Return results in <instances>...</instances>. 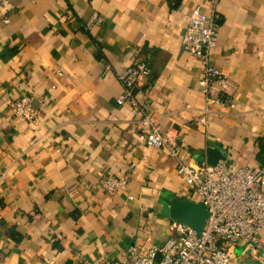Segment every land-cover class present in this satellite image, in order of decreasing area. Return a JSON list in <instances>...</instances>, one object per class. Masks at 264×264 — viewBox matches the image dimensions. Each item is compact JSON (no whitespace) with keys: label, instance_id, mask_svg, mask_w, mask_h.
<instances>
[{"label":"crops","instance_id":"obj_1","mask_svg":"<svg viewBox=\"0 0 264 264\" xmlns=\"http://www.w3.org/2000/svg\"><path fill=\"white\" fill-rule=\"evenodd\" d=\"M195 6L218 15L209 60L235 87L206 129L200 62L181 46ZM93 14L102 21L86 29ZM136 59L151 74L135 95L178 135L185 163L264 165V0H0V264H106L167 239L163 203L187 214L186 202L199 205L115 103L117 75ZM24 96L35 125L12 113ZM126 173L124 192L101 190L106 174ZM260 239L264 256V229ZM230 264L262 263L238 246Z\"/></svg>","mask_w":264,"mask_h":264},{"label":"built area","instance_id":"obj_2","mask_svg":"<svg viewBox=\"0 0 264 264\" xmlns=\"http://www.w3.org/2000/svg\"><path fill=\"white\" fill-rule=\"evenodd\" d=\"M217 20L218 15L206 16L195 6L181 38L183 49L200 62L198 87L204 106L196 123L205 129L207 116L214 109L230 107L235 92L228 76L209 60L216 44ZM101 21V17L93 14L85 28L97 26ZM150 74L151 69L143 59L131 62L117 75L121 93L115 103L129 106L131 115L136 118L138 141L150 149H163L174 160L175 176L189 190V200L199 204L206 215L199 232L172 221L169 236L160 245L144 250L130 246L116 260L106 264H230L238 246H243L264 264V256L258 254L262 249L260 236L264 229V165L230 168L222 162L214 165L185 163L187 155L182 152L178 135L171 130L162 131L149 113L150 105L135 95L136 88ZM56 75L60 77L61 73ZM32 102L31 96H24L14 100L11 109L20 121L35 125L38 113ZM39 103L44 104L43 97ZM133 167L130 165L128 172ZM128 184V173L121 177L106 174L101 180V190L114 196L124 192Z\"/></svg>","mask_w":264,"mask_h":264},{"label":"water","instance_id":"obj_3","mask_svg":"<svg viewBox=\"0 0 264 264\" xmlns=\"http://www.w3.org/2000/svg\"><path fill=\"white\" fill-rule=\"evenodd\" d=\"M182 208L190 209V213H183L178 206H171L170 209H167L166 203H163L161 214L167 217H170L173 221L180 222L191 228L192 230L199 232L204 218H205V211L200 205H195L193 203L186 202ZM181 206V205H180Z\"/></svg>","mask_w":264,"mask_h":264},{"label":"trees","instance_id":"obj_4","mask_svg":"<svg viewBox=\"0 0 264 264\" xmlns=\"http://www.w3.org/2000/svg\"><path fill=\"white\" fill-rule=\"evenodd\" d=\"M16 240H19V238H17ZM65 264H71V262L70 261H67Z\"/></svg>","mask_w":264,"mask_h":264}]
</instances>
